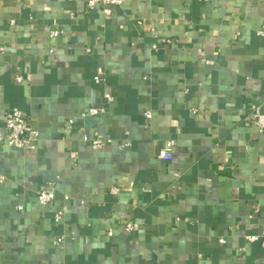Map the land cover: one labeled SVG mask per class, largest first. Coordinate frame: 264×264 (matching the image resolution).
Instances as JSON below:
<instances>
[{
	"label": "crops",
	"instance_id": "0c3cea01",
	"mask_svg": "<svg viewBox=\"0 0 264 264\" xmlns=\"http://www.w3.org/2000/svg\"><path fill=\"white\" fill-rule=\"evenodd\" d=\"M263 24L264 0H125L109 13L0 0V134L12 106L38 132L34 149L0 140V264H264L246 238L264 228V132L245 119L264 112ZM89 106L104 111L81 116ZM93 132L100 149L82 138Z\"/></svg>",
	"mask_w": 264,
	"mask_h": 264
},
{
	"label": "built area",
	"instance_id": "2783aa9c",
	"mask_svg": "<svg viewBox=\"0 0 264 264\" xmlns=\"http://www.w3.org/2000/svg\"><path fill=\"white\" fill-rule=\"evenodd\" d=\"M125 0H86V5L88 7H94V6H100L105 13L110 12V6H120L123 4ZM12 22V20H11ZM60 33L59 30L54 29L51 30L50 35L51 36H57ZM258 34H261L264 36V24L257 30ZM162 42L169 43L171 41L170 38H161ZM156 45L154 44L153 47ZM3 47L0 46V50H2ZM89 51V48L87 49ZM103 70L100 66L96 69V74L93 76V80L95 83L100 82L102 78ZM17 81L23 80V77L18 75L16 77ZM105 98L109 101L111 100L110 94H104ZM104 110L102 107L97 106H89L84 111L81 112V116H93L102 113ZM146 117L151 116L150 111L145 112ZM246 122L254 125L257 127L260 131L264 132V112H262L258 105H253L251 107V110L249 111L248 115L245 117ZM73 123L72 119H69L67 121V127H70ZM83 140H86L89 142L90 146L94 149H100L102 148L106 142L108 141L107 138L102 136L98 132H93L92 134H86L83 133L82 135ZM4 140L5 143L8 146L16 147V148H22V149H34L36 146V142L38 140V132L36 129H34L27 118L26 113L15 107H9L5 113L4 118V134H0V140ZM175 139L174 138H168L164 142V145L157 153V156L162 159H169L172 156V150L175 145ZM126 144V143H124ZM71 156L76 157L77 152L71 151ZM2 179V177H0ZM119 188L118 187H111L110 192L113 194L118 193ZM55 194V187L53 183H43L38 186L35 192V198L40 204H46L48 202H51L54 199ZM64 214L63 209H58L53 214V220L54 222H59L62 220ZM136 224L132 221H128L124 224V228L127 231H131L135 228ZM111 232L108 231V235H110ZM246 238L248 240H259L262 248L264 249V228L261 230L259 235H247ZM62 241V237H57L55 239V243H60Z\"/></svg>",
	"mask_w": 264,
	"mask_h": 264
}]
</instances>
